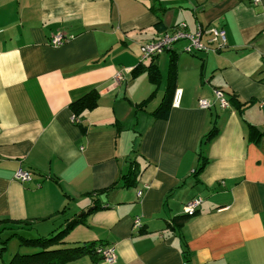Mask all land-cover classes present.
<instances>
[{
  "label": "crops",
  "instance_id": "1",
  "mask_svg": "<svg viewBox=\"0 0 264 264\" xmlns=\"http://www.w3.org/2000/svg\"><path fill=\"white\" fill-rule=\"evenodd\" d=\"M180 22L222 27L225 44L203 36L215 49L187 53L180 40L153 58L157 81L132 76L142 43ZM58 31L72 37L55 46ZM177 88L179 104L155 117ZM92 89L96 107L73 121L70 102ZM263 132L264 0H0V230L46 235L99 204L64 240L102 243L114 261L66 264H264ZM132 160L134 186L98 193ZM194 197L195 214L170 229Z\"/></svg>",
  "mask_w": 264,
  "mask_h": 264
},
{
  "label": "trees",
  "instance_id": "2",
  "mask_svg": "<svg viewBox=\"0 0 264 264\" xmlns=\"http://www.w3.org/2000/svg\"><path fill=\"white\" fill-rule=\"evenodd\" d=\"M156 26L158 27V24ZM153 58L154 57H152L147 64L139 62L134 68L131 69V75L137 76L145 71L148 74L150 80L157 81L159 70ZM169 69V81L173 82L176 74L175 58L173 56L170 57ZM174 90L170 95L168 93V95L162 99L161 103L152 111V114H154L155 117L166 118L168 116ZM230 99L232 100V98ZM144 102L145 100L141 103L143 104ZM97 103L98 93L96 90L92 89L83 94L81 97L70 102L69 108L72 111V114L78 117L84 111L91 110L96 107ZM251 127L255 128L254 126ZM216 134L217 128L213 126L204 134L202 143L209 142ZM205 162V158L200 153V161L194 169L195 175H197L203 169ZM138 174L139 166L135 160H132L125 173L120 174L114 183L106 188L100 189L98 193H106L116 186H134ZM99 207H101L99 204H95L87 210H82L79 213H75L71 218L66 219L62 228L55 229L46 235L25 237L24 235L16 232L11 233L7 238L0 241V255L2 250L6 248L7 241L11 238H17L19 244L31 247L33 250L27 253H14L8 261L5 262L0 260V264H66L67 262L72 261L84 254H89L92 256L96 255L99 257V259H102V255L97 249L100 246L106 245L96 241L67 244V242L64 240L66 235L71 231V229H73L74 226L84 223L85 217L92 210ZM193 214H195V212ZM189 216L191 215L184 213L183 215L173 217L172 222L168 223V227L173 230L179 229L183 221Z\"/></svg>",
  "mask_w": 264,
  "mask_h": 264
},
{
  "label": "built area",
  "instance_id": "3",
  "mask_svg": "<svg viewBox=\"0 0 264 264\" xmlns=\"http://www.w3.org/2000/svg\"><path fill=\"white\" fill-rule=\"evenodd\" d=\"M258 1L259 0H252L254 4L258 3ZM203 36H207V42L217 41L219 47L225 44V29L222 27H205L201 23L196 22L195 29L193 31H189L187 29V24L185 22H180L174 25L170 30H166L161 33L158 37L142 43L139 50V60L142 62L151 59L164 50L171 48L176 42L184 39L187 43L183 47V51L187 53H195L198 51L208 52L210 50H214V47H211L207 42L202 40ZM71 37V35H66L63 32L58 31L50 37L49 42L52 45L58 46L66 42ZM117 76L120 77V74ZM213 92L216 103L220 108H226L229 106L230 101L228 97L220 89H214ZM181 94V89L177 88L174 90L171 102L172 106H177L179 104ZM198 104L200 108H207L211 102L206 98H201L198 100ZM72 120L78 121V117L72 115ZM15 178L20 182H26L30 180L31 176L28 171L18 168L15 173ZM141 192V189L137 190L138 195H140ZM201 201V197L192 198L183 206V212L192 215L196 212V208L200 205ZM133 226H141L140 215L134 216ZM97 250L102 255V260L107 262L114 261L115 255L112 248L100 246Z\"/></svg>",
  "mask_w": 264,
  "mask_h": 264
},
{
  "label": "rangeland",
  "instance_id": "4",
  "mask_svg": "<svg viewBox=\"0 0 264 264\" xmlns=\"http://www.w3.org/2000/svg\"><path fill=\"white\" fill-rule=\"evenodd\" d=\"M179 43H181V42H179ZM164 55L165 54H163V56ZM13 232L22 234L25 237H30V236L34 237L35 236V233L32 232L31 230H22V228L15 227L13 229H2V230H0V241L7 238ZM31 250H33L31 247L19 244L17 238H11L10 240L7 241L6 248L4 250H2L0 260H3L6 262L11 258V256L14 253H27V252H30Z\"/></svg>",
  "mask_w": 264,
  "mask_h": 264
}]
</instances>
